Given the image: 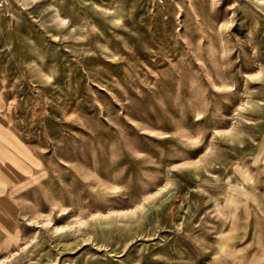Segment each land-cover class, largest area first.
<instances>
[{"label": "rangeland", "instance_id": "374dc122", "mask_svg": "<svg viewBox=\"0 0 264 264\" xmlns=\"http://www.w3.org/2000/svg\"><path fill=\"white\" fill-rule=\"evenodd\" d=\"M0 264H264V0H0Z\"/></svg>", "mask_w": 264, "mask_h": 264}]
</instances>
